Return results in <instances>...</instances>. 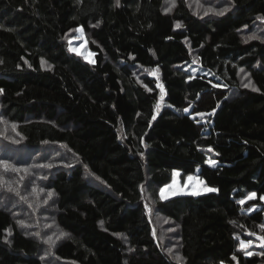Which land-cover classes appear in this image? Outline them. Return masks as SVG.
<instances>
[{"label":"trees","instance_id":"1","mask_svg":"<svg viewBox=\"0 0 264 264\" xmlns=\"http://www.w3.org/2000/svg\"><path fill=\"white\" fill-rule=\"evenodd\" d=\"M258 17L264 0H0V264H264ZM177 171L216 191L162 198Z\"/></svg>","mask_w":264,"mask_h":264},{"label":"rangeland","instance_id":"2","mask_svg":"<svg viewBox=\"0 0 264 264\" xmlns=\"http://www.w3.org/2000/svg\"><path fill=\"white\" fill-rule=\"evenodd\" d=\"M68 42H69V46L68 47H69L70 52L81 56L87 62H92L93 63L95 61L94 53L87 46V41H86V38H85V33H84L83 28L79 27V28L76 29L75 32H72L68 36ZM186 68H187V70H189L193 74L203 73V72L206 71L198 63H193L191 65H187ZM214 104H215V98L212 95H210V94L205 95L201 99V101H200L201 109H202V111L204 113H206V114H204L201 117V121L203 123H207V121H209L210 118L206 119V117L207 116L211 117L209 112L211 111V109H212ZM218 127H220V126L218 125ZM226 132L229 133V131H226ZM225 140H233V138L231 136H226ZM209 163L211 165H216L213 160H209ZM179 175H180V172L177 171L175 173V175H174V178H173L172 182L170 184L162 187V189H161V190H163V191H161L162 198L166 199V198L172 197L174 195L191 194L193 192H195L197 194L206 193L207 191H204V189L205 188H210L208 186H205L203 181H201L199 179V177L196 176V175L195 176H189V177H192V179L189 180L187 178L184 182L181 181ZM253 198H255V196ZM253 198H251V199H253ZM260 208H261V206H253L249 210H247L246 212L247 213H251V212H254L256 210H259ZM175 231H176L175 227H173V226H170V227L169 226H165L164 227V231H163V236H166V234H167V237H168V232L172 233V235H170L169 237L173 238V242H174L177 239ZM252 236L256 237L253 240L254 244L259 242L260 246L264 245V239H258V237H260V238H264V237L258 235L256 232L255 233L253 232ZM176 247L177 246L175 245L174 248L176 249ZM174 259L176 261H181L180 257L176 256V255H174ZM214 264H219V263H214Z\"/></svg>","mask_w":264,"mask_h":264},{"label":"snow or ice","instance_id":"3","mask_svg":"<svg viewBox=\"0 0 264 264\" xmlns=\"http://www.w3.org/2000/svg\"><path fill=\"white\" fill-rule=\"evenodd\" d=\"M119 2H120V0H116V6H119ZM174 6H175V5H174V3H173V7H174ZM168 10L170 11L171 9H168ZM225 11H227V9H224V10H222V11H219V12H217L216 14H217V15H223ZM258 19H261L262 22H264V18L258 17ZM177 27H179V25H177ZM255 38H256L255 36L250 37V39H255ZM241 71H243V69H241ZM254 90H255V89H254ZM2 91H3V90L0 89V92H2ZM209 150L211 151V149H209ZM0 165H2L5 169L8 168V165H7L6 163L2 162V161H0ZM14 170H15V169H14ZM188 179L191 180L192 177H188ZM161 191H163V190H161ZM204 191H207V192H213V191H216V189H214V188H205ZM191 194L196 195L197 193L193 192V193H191ZM49 195H51V193H50ZM254 196H255V193H251V194L249 195L248 198L251 199V198H253ZM261 199H264V197H262ZM244 202H245L244 200L239 201V203H241V204H243ZM18 223H21V225H23V222H22V221H20V222H18ZM261 228H262V230H264V225H261ZM250 235H251V233H250ZM258 239H264V238H260V237H258ZM240 245H241L242 248L247 246V245L245 244L244 241H241V242H240ZM248 254L251 255V253H248ZM233 259H235V257H233Z\"/></svg>","mask_w":264,"mask_h":264}]
</instances>
